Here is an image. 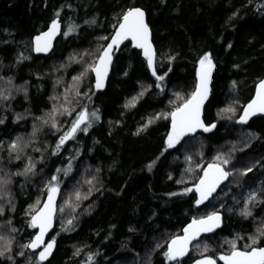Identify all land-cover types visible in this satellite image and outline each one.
<instances>
[{"label":"trees","instance_id":"1","mask_svg":"<svg viewBox=\"0 0 264 264\" xmlns=\"http://www.w3.org/2000/svg\"><path fill=\"white\" fill-rule=\"evenodd\" d=\"M260 5L264 0H0V91L10 89L13 97L0 101V119L5 120L0 124V167L15 173L23 170L27 157L36 163L35 175L13 176L9 190L15 211L7 207V193L0 200V206H5L0 236L16 237L14 252L34 231L27 224L29 205L38 199L42 203L44 187L54 175H58L60 194L50 238L57 243L44 264H88L89 255L92 264H169L164 256L168 241L193 217L214 211L223 216L221 228L193 245H207L205 255L216 257L231 251L230 242L242 250L251 244L249 237L264 229V203L250 205L252 215L244 217L240 198L251 187L264 190V116L242 125L237 119L264 77V8ZM130 7L145 10L158 52L176 55L171 64L166 58L161 63L158 57L159 73L172 69L164 92L154 87L146 62L130 44L114 54L104 90H95L91 73L74 81L96 59L98 46L106 44L98 37L111 36L116 18ZM58 11L62 30L52 52L34 55L32 37L45 30ZM92 20L95 23H86ZM69 25H76V30L65 36ZM206 52L212 54L216 68L204 117L216 128L185 137L175 149L164 152L170 121L155 117L180 103L174 93L190 94L198 59ZM21 54L27 59L17 62ZM136 97L134 107H125ZM61 105L74 111L71 117L56 114L59 130L37 119H47L53 107ZM83 106L89 112L98 109L100 120L87 134L77 132L53 155L60 136ZM229 106L235 108V115H217ZM17 115L23 119L17 121ZM150 119L152 123L137 135ZM34 124L40 129L34 138L37 142L25 149L20 161L13 158L9 163L10 143L17 136L27 142ZM36 147L41 150L34 151ZM217 156L228 160L223 166L227 171L231 167V175L212 200L197 206L195 194L185 189L196 183L207 164L219 163ZM153 161L149 171L147 165ZM247 168L252 171L242 175ZM93 177H97L95 187L86 182ZM77 191L87 199L77 201ZM73 217L75 227L64 231ZM7 219L17 233H10ZM263 246L261 237L255 247ZM194 248L181 264L201 257ZM77 249L80 253L74 255ZM0 264L9 262L0 260Z\"/></svg>","mask_w":264,"mask_h":264},{"label":"snow or ice","instance_id":"2","mask_svg":"<svg viewBox=\"0 0 264 264\" xmlns=\"http://www.w3.org/2000/svg\"><path fill=\"white\" fill-rule=\"evenodd\" d=\"M259 8H264V5H260ZM259 10V9H258ZM55 17L47 32L36 36L34 40V51L36 53H48L52 47V41L54 38L60 34V12L55 13ZM117 19V23L113 25L114 31L111 36H100L98 40L107 41L106 44H100L98 46V52L96 59L84 68L80 75L73 77L74 81L82 80L87 74H94V88L96 91H100L105 88L108 79L109 71L113 63V56L115 52L120 50V46L126 41L131 43L132 48L138 49L139 54L143 56L146 62L148 70L151 72V76L154 78V87L163 93L165 90V81L167 79L168 73L172 71L171 67L167 69V72L163 74L158 72V57L161 63L166 58L168 63L171 64L176 60V55L168 53H159L154 46L152 38V30L149 23L146 20V12L141 7H130L124 11ZM86 23H95V20ZM76 25H69L65 36L71 35L76 30ZM229 48L232 47L231 44L228 45ZM27 59L23 54L20 55L17 62L20 60ZM239 67L238 65L236 66ZM216 68L213 56L210 52L203 53L198 59V67L195 72V82L193 85V90L187 96H181L179 93H174L177 100L180 103L168 111L161 112L155 117V119H164L170 121V131L167 133L166 139L164 140L163 151L167 152L169 149H175L177 145L184 139V137L195 134L197 130H202L203 132H211L216 128L215 123L206 122L204 117L205 104L209 101V97L212 94V73ZM127 75V73H125ZM2 79V77H0ZM11 84V79L8 80ZM59 83V81H57ZM75 86V85H74ZM233 89L236 88V82L232 83ZM21 89H16L20 91ZM147 89H145L146 91ZM92 89L89 88V93ZM94 94V93H92ZM76 95L79 96L80 92L77 88ZM144 91L139 93V96H143ZM25 96L27 92L25 91ZM13 97L11 95L10 89H5L0 91V101L7 102ZM138 97L133 98L129 104L125 107H134L135 101ZM56 99V97H52ZM89 101L91 100V95H88ZM69 103L67 96H65V104ZM169 103H173L169 101ZM62 108V111H61ZM7 110V109H5ZM74 109L69 107H64L61 105L60 108L56 106L53 107L52 112L47 114V119L39 117L37 119L41 120L43 125H49L51 128L59 130L58 122L56 120V114L72 116ZM221 113H232L236 114L235 108L229 106L228 108L222 109L217 115L220 116ZM264 114V79H261L256 87L255 98L251 100L245 107H243L242 115L239 116L237 123L247 124L248 121L257 114ZM229 119L232 116H228ZM23 119L22 116L17 115L16 120L19 121ZM100 115L99 110H94L89 112L87 106H83L79 112L76 113L75 118L71 121V126L66 132H64L56 145V149L53 151V155L58 154L60 148L69 140L74 139L77 132H83L87 134L88 130L93 126L94 121H99ZM5 120L0 119V124H4ZM152 123V119L148 121L143 128L137 130V135L146 130L148 125ZM40 129L34 124L33 132L31 138L24 142L22 137L17 136L14 141H12L7 149L8 151V162L11 163L13 158L15 161H20L22 159V154L25 152L31 144L36 143L34 139L37 132ZM3 146L0 145V148ZM34 151L39 152L41 149L36 147ZM163 155V152L161 153ZM158 159V158H157ZM190 159V158H188ZM219 163L209 164L207 169L204 171L203 176L200 177L198 184L195 185L194 191L199 194V198L196 200V205L199 206L208 200L221 183L228 179L231 173L226 171L223 165L228 163L227 159H222L220 156L216 157ZM27 164L24 166L22 171H16L15 173L5 172L3 167H0V200L5 199V193L7 196V207L10 211H15V205L12 203L11 193L9 186L13 182V176H24L27 178L30 174L35 175L36 163L33 162L31 157H27ZM3 163L2 158H0V164ZM155 161L147 165L149 171H151L154 166ZM71 170V165L68 169L64 170L65 175ZM61 170L57 169V173ZM97 172L100 170L97 169ZM252 168H247L242 175H247L251 172ZM97 177H93L91 180L86 182L92 187H95ZM182 182V181H181ZM92 187L89 188V193L92 191ZM47 194V199L43 203L38 199L35 204L29 205V210L26 213L29 219L27 221L28 227L34 231L30 233V238L26 243H19V251L14 252V244H17L16 237L14 235H9L8 239L0 236V260L7 261L9 264H44L48 261L49 257L52 256L53 250L56 246V239L50 238L46 240L48 233L53 227V222L58 211L56 206V199L60 193L58 175H54L48 180L44 187ZM193 191L192 188L185 189V193ZM75 199L80 201L82 198L87 199V196L81 197L79 191L74 193ZM171 195H178V193H172ZM258 192H250L245 200V206L241 210V215L248 217L252 215L250 205L254 203H264V200H257ZM67 203V201H66ZM59 212L63 214L64 208L61 207ZM5 215V206H0V216ZM69 219L67 225L69 227L64 228V231H71L75 225L73 220ZM222 216L218 212H212L202 217H193L190 223L182 229L183 235H178L172 237L167 243V250L164 252V256L169 262V264H181L186 256L193 247L200 248L199 244L193 245L194 241H198L202 234H208L215 232L216 229L222 226ZM6 223L10 227V233H17L19 230L12 226L11 219H7ZM133 231V229H129ZM261 237H264V229L259 230L257 236L249 237L251 240L250 245H246L245 249H240L236 246V243L230 242L231 251L227 254H222L218 257L219 261L223 264H264V247H255L260 242ZM160 245H157L159 247ZM209 251L207 245L203 247L200 253L201 258L196 259L193 264H218L217 259L205 255ZM80 249L74 253V255H79ZM19 256L23 258L18 261L16 257ZM92 255L88 256V264H92ZM187 264V262H185Z\"/></svg>","mask_w":264,"mask_h":264},{"label":"water","instance_id":"3","mask_svg":"<svg viewBox=\"0 0 264 264\" xmlns=\"http://www.w3.org/2000/svg\"><path fill=\"white\" fill-rule=\"evenodd\" d=\"M52 20H53V19H52ZM52 20L49 22V24H48V26H47V28H46L45 30H43V31H41V32H39V33H37V34H35V35L32 37V39H31V47H32V52H33L34 55H37V56H47V55H49V54L52 52L53 48H54V44H55L56 40H57V39L59 38V36L61 35L62 23H61V21H60V19H59V21H60V25H61V28H60V34H58V35L54 38V40L52 41V47H51V50H50L48 53H46V54H45V53H39V54H38V53H36V52L34 51V40H35V37H36V36H39V35H41V34H43L44 32H47L48 29H49V27H50V25H51ZM146 20H147V18H146ZM112 33H113V32H112ZM111 35H112V34H111ZM106 43H107V42H106ZM125 44H130V45H131V43H130L129 41H126L123 45L120 46V50L122 49V47H123ZM120 50H119V51H120ZM136 50H138V49H136ZM119 51H117V52H115V53H118ZM141 56H142V55H141ZM142 57H143V56H142ZM110 72H111V68H110V71H109V75H110ZM91 74H92V73H91ZM212 74H213V73H212ZM109 75H108V78H109ZM92 79H93V84H94V74H92ZM262 79H264V77H263ZM107 80H108V79H107ZM106 83H107V82H106ZM258 83H259V81H258L257 84L255 85L254 93H253V96H252L251 100L255 98V95H256V87H257ZM102 90H104V89H102ZM102 90H100V91H102ZM251 100H250L249 102H251ZM249 102H247V103L244 105V107H245ZM242 110H243V109H242ZM240 115H242V111H241ZM240 115H239V116H240ZM260 116H264V114H259V113H258L256 116H253L252 118L260 117ZM238 118H239V117H238ZM252 118H251V119H252ZM251 119H250V120H251ZM237 120H238V119H237ZM250 120H249V121H250ZM249 121H248V122H249ZM237 124L242 125V124H240V123H237ZM169 131H170V123H169ZM201 133H205V132H203L202 130H197L195 134H190V135H188V136H186V137H194V136H196V135H198V134H201ZM184 138H185V137H184ZM210 164H212V163H210ZM208 165H209V164H207V165L202 169V171H201V173H200V176H199L198 180L196 181L195 184H193V185L190 187V188L193 189L192 192L195 194V196H196L197 199L199 198V194L196 193V192L194 191V188H195V185L198 184L200 177L203 176V173H204V171L207 169ZM225 170H226V169H225ZM226 171H227V170H226ZM228 180H229V177H228V179H226L223 183H221V184L219 185V187L216 189V191L213 193V195H212L208 200H206L205 202H209L210 200H212L213 197H214V196L217 194V192L219 191V189H220L222 186H224V185L227 184ZM59 194H60V193H59ZM58 198H59V195L57 196V199H56V206H57ZM46 199H47V194L45 195V197H44L42 203H43L44 201H46ZM205 202H204V203H205ZM218 213H220V212H218ZM220 214H221V213H220ZM221 216H222V214H221ZM222 218H223V216H222ZM191 220H192V219H191ZM191 220H190L188 223H190ZM188 223H187V224H188ZM187 224H186L184 227H186ZM184 227H183V228H184ZM220 228H221V227H220ZM220 228L216 229L215 232L218 231ZM53 229H54V222H53V227H52V229H51L50 232L48 233V236L45 238L46 240L50 239V235H51ZM215 232H213V233H208V234H202L201 237L199 238V240H200L202 237H206V236L212 235V234H214ZM179 235H183L182 230H181V233H180ZM199 240H198V241H199ZM169 241H170V240H169ZM169 241H168V242H169ZM195 242H197V241H194L193 243H195ZM263 247H264V246H263ZM54 250H55V248H54ZM54 250H53V252H54ZM166 250H167V245H166ZM189 253H190V252H189ZM52 254H53V253H52ZM220 255H222V254H219L218 256L213 257V258L217 259L218 264H223L222 261H219V260H218V257H219ZM186 257H187V256H186ZM186 257H185V258H186ZM185 258H184V259H185ZM199 258H201V257H199ZM199 258H196V259H199ZM49 259H50V257H49ZM49 259H48V260H49ZM196 259H195V260H196ZM195 260H194V261H195ZM194 261H192L191 264H193ZM45 262H46V261H45Z\"/></svg>","mask_w":264,"mask_h":264},{"label":"rangeland","instance_id":"4","mask_svg":"<svg viewBox=\"0 0 264 264\" xmlns=\"http://www.w3.org/2000/svg\"><path fill=\"white\" fill-rule=\"evenodd\" d=\"M24 48H26L25 47V45H24ZM23 48V49H24ZM32 48V47H31ZM24 52V51H23ZM224 166H226V165H224ZM223 166V167H224ZM228 167V166H227ZM225 168V167H224ZM229 169H230V171L232 170L231 169V167H228ZM226 169V168H225ZM227 170V169H226ZM229 171V172H230ZM231 173V172H230ZM261 191V196H260V200H264V190L262 189V188H255V187H251L248 191H244V193H243V198H240L241 200H243L244 201V206H245V200H246V198L248 197V194L250 193V192H260ZM220 200V199H219ZM218 200V201H219ZM223 204H224V200H223V203L222 204H220L219 205V207H220V209H222V206H223ZM205 245H203V244H201L200 245V248H194V252H196V253H198V254H200L201 253V251L203 250V247H204Z\"/></svg>","mask_w":264,"mask_h":264}]
</instances>
